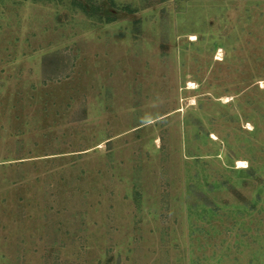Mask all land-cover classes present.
<instances>
[{"label": "rangeland", "instance_id": "rangeland-1", "mask_svg": "<svg viewBox=\"0 0 264 264\" xmlns=\"http://www.w3.org/2000/svg\"><path fill=\"white\" fill-rule=\"evenodd\" d=\"M0 264H264V0H0Z\"/></svg>", "mask_w": 264, "mask_h": 264}, {"label": "trees", "instance_id": "trees-1", "mask_svg": "<svg viewBox=\"0 0 264 264\" xmlns=\"http://www.w3.org/2000/svg\"><path fill=\"white\" fill-rule=\"evenodd\" d=\"M86 7H87V6H84V5L82 6V8L85 9V12L90 13L89 10H88ZM90 7H91V8H90ZM90 7H89L90 9L95 8V7L92 5V3H91V6H90Z\"/></svg>", "mask_w": 264, "mask_h": 264}, {"label": "bare ground", "instance_id": "bare-ground-1", "mask_svg": "<svg viewBox=\"0 0 264 264\" xmlns=\"http://www.w3.org/2000/svg\"><path fill=\"white\" fill-rule=\"evenodd\" d=\"M188 88H189V89H193V88H195V83H194V82H190Z\"/></svg>", "mask_w": 264, "mask_h": 264}]
</instances>
